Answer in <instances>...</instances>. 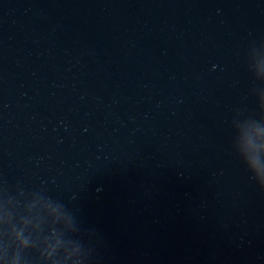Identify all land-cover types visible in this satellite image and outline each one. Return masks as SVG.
<instances>
[{"label": "water", "instance_id": "1", "mask_svg": "<svg viewBox=\"0 0 264 264\" xmlns=\"http://www.w3.org/2000/svg\"><path fill=\"white\" fill-rule=\"evenodd\" d=\"M0 264H264V0H0Z\"/></svg>", "mask_w": 264, "mask_h": 264}, {"label": "clouds", "instance_id": "2", "mask_svg": "<svg viewBox=\"0 0 264 264\" xmlns=\"http://www.w3.org/2000/svg\"><path fill=\"white\" fill-rule=\"evenodd\" d=\"M24 243H26V241Z\"/></svg>", "mask_w": 264, "mask_h": 264}]
</instances>
